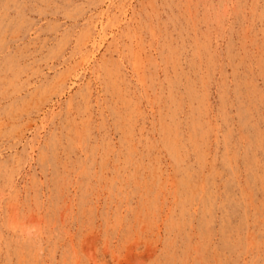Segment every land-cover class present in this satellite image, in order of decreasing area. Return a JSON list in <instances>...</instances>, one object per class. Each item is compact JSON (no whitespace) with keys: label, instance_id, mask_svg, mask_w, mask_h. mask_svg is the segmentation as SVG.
<instances>
[{"label":"rangeland","instance_id":"rangeland-1","mask_svg":"<svg viewBox=\"0 0 264 264\" xmlns=\"http://www.w3.org/2000/svg\"><path fill=\"white\" fill-rule=\"evenodd\" d=\"M0 264H264V0H0Z\"/></svg>","mask_w":264,"mask_h":264}]
</instances>
